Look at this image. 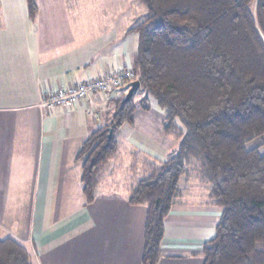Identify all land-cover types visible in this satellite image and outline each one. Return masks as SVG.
I'll list each match as a JSON object with an SVG mask.
<instances>
[{
	"label": "trees",
	"instance_id": "obj_1",
	"mask_svg": "<svg viewBox=\"0 0 264 264\" xmlns=\"http://www.w3.org/2000/svg\"><path fill=\"white\" fill-rule=\"evenodd\" d=\"M25 1L34 21L35 0ZM138 2L146 14L129 31L137 36L130 68L145 95L123 103L131 82L120 92L122 85L113 110L81 145L86 202L117 154V133L133 125L135 110H150L151 98L163 113V135L177 148L165 161L131 167L127 203L146 208L142 264L157 263L179 180L194 168L222 209L203 264H264V0ZM0 264H32V257L4 238Z\"/></svg>",
	"mask_w": 264,
	"mask_h": 264
},
{
	"label": "crops",
	"instance_id": "obj_2",
	"mask_svg": "<svg viewBox=\"0 0 264 264\" xmlns=\"http://www.w3.org/2000/svg\"><path fill=\"white\" fill-rule=\"evenodd\" d=\"M47 3L52 7L46 12L36 4L32 21L25 0H0V206L30 207L20 239L34 264H142L146 208L127 203V178L118 185L115 169L122 156L159 160L133 139L122 144L117 133L118 147L128 150H117L104 167L91 203L82 192L77 161L119 92L100 97L93 107H40L58 89L129 68L135 50L124 30L94 35L88 13L81 16L84 9ZM63 19L68 31L79 25L89 37L63 36ZM109 163L118 164L106 173ZM185 179L189 187L180 186L164 220L156 264H203L202 248L215 236L222 209L209 198V186L200 182L196 190L195 175Z\"/></svg>",
	"mask_w": 264,
	"mask_h": 264
},
{
	"label": "rangeland",
	"instance_id": "obj_3",
	"mask_svg": "<svg viewBox=\"0 0 264 264\" xmlns=\"http://www.w3.org/2000/svg\"><path fill=\"white\" fill-rule=\"evenodd\" d=\"M36 4L44 12H46L49 7H52L47 6V0H36ZM55 5L57 7H60V5L63 7L70 6V9H84L85 14H82L81 16L86 17V13H88L89 21L91 23L94 22L95 24L93 29L89 30V32H92L94 35L97 33L101 34L103 32L107 33L108 30L109 34L111 35L113 32L119 33L124 30V35L128 36V45H132L133 51L136 49L137 36L136 34L130 33L129 31L133 28L134 23H136V21L139 19H143L146 14L145 7L139 3L138 0H55ZM78 5H80V7H74ZM65 16L66 15H64V17ZM62 22L64 23L65 19H63ZM79 23H81V20ZM64 24L65 27L62 28L63 30L60 32L63 33V36L69 35L70 33L72 41H76V38L78 40H82L83 38L89 37V35L85 36L79 25H74V27L68 31L66 23ZM77 33H79V36H77ZM130 67L131 66H129V68L121 67V69L131 70ZM144 95L145 93L143 91L138 92L137 90L132 97L134 103L137 104L139 100L144 97ZM149 102L151 105L150 110L148 112L141 111L139 108L135 110L133 113V125H123L118 132V138L123 139L122 144H129V141L133 139L135 140V143L146 147L148 150H152V153L155 155L156 159L159 160L155 162L159 163L167 160L173 154V152H175L177 148V141L163 135V113L153 99L149 98ZM113 105L109 106V111L113 110ZM100 125L97 126L99 127ZM262 142L264 143V140H262ZM126 149L128 150L125 145L118 147L117 144V150H119L120 153H123L126 151ZM122 157L119 169H115L117 170L115 172L118 173L114 176L116 180L115 182L118 183V185H121L123 179L127 178L126 183L129 187V177L131 175L129 171L131 167L135 166L136 169H141L144 164L147 166L146 162L149 160L144 159V161H142V159L134 160L127 157ZM118 163H109V166L106 168V173H108L110 170H114V168L117 167L116 164ZM133 164L134 166H132ZM195 170V168L191 169L190 173L196 177L195 183L197 185L194 184V188L197 190L200 189L199 186L201 187V185L199 184L201 183L199 181L200 179H198V174L196 172L197 170ZM186 181L189 183V181L185 179V176H182L179 180V187H189ZM29 209V206H0V240L4 238H12L17 240V238H19L17 242L22 244L20 238L26 235L25 226L26 220L29 217ZM22 241L24 243V240ZM31 257L32 264H34V257L32 255Z\"/></svg>",
	"mask_w": 264,
	"mask_h": 264
},
{
	"label": "built area",
	"instance_id": "obj_4",
	"mask_svg": "<svg viewBox=\"0 0 264 264\" xmlns=\"http://www.w3.org/2000/svg\"><path fill=\"white\" fill-rule=\"evenodd\" d=\"M134 74L131 70H118L114 75L107 73L100 78L78 83L68 89H58L51 93L40 103V107L48 110L54 107L64 109L79 103H85L88 107L96 105L100 97L114 93L122 85L133 81Z\"/></svg>",
	"mask_w": 264,
	"mask_h": 264
},
{
	"label": "water",
	"instance_id": "obj_5",
	"mask_svg": "<svg viewBox=\"0 0 264 264\" xmlns=\"http://www.w3.org/2000/svg\"><path fill=\"white\" fill-rule=\"evenodd\" d=\"M139 86H140V84L138 81H133L129 84V89L125 95L123 103H127L132 99L133 94L139 89ZM111 136H112V131L109 130L108 138L110 139Z\"/></svg>",
	"mask_w": 264,
	"mask_h": 264
}]
</instances>
